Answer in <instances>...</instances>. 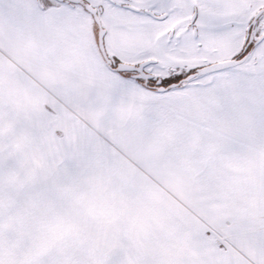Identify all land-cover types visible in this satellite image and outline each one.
Listing matches in <instances>:
<instances>
[{
	"label": "snow or ice",
	"instance_id": "snow-or-ice-1",
	"mask_svg": "<svg viewBox=\"0 0 264 264\" xmlns=\"http://www.w3.org/2000/svg\"><path fill=\"white\" fill-rule=\"evenodd\" d=\"M0 264H264V0H0Z\"/></svg>",
	"mask_w": 264,
	"mask_h": 264
}]
</instances>
